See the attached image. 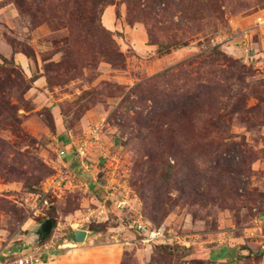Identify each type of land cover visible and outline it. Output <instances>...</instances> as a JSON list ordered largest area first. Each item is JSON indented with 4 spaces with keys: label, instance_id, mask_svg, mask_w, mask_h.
Listing matches in <instances>:
<instances>
[{
    "label": "rangeland",
    "instance_id": "374dc122",
    "mask_svg": "<svg viewBox=\"0 0 264 264\" xmlns=\"http://www.w3.org/2000/svg\"><path fill=\"white\" fill-rule=\"evenodd\" d=\"M59 168L73 187L45 194ZM136 213L174 240L142 243ZM22 251L264 264V0H0L1 260Z\"/></svg>",
    "mask_w": 264,
    "mask_h": 264
},
{
    "label": "built area",
    "instance_id": "2783aa9c",
    "mask_svg": "<svg viewBox=\"0 0 264 264\" xmlns=\"http://www.w3.org/2000/svg\"><path fill=\"white\" fill-rule=\"evenodd\" d=\"M101 126L93 128L87 134L86 139L76 147L75 158L71 161L70 167L73 163L78 162L81 168L86 170L90 169L88 157V145L92 144L94 140H97L100 136ZM66 150L60 151V156L66 155ZM68 169V168H67ZM55 174L51 175L44 181V185L42 186V191L45 194L56 193L57 191L63 192L66 190H70L73 187V179L72 176L68 175V171L63 168L55 169ZM45 203L48 204V201L45 200ZM117 207L120 209L129 210L130 203L128 200H117ZM103 212L106 211V206H102ZM131 210V209H130ZM130 228L136 230V232L140 235L141 241L144 244L151 245L152 243L165 244L168 240L172 241L174 238H171L170 231L166 225H161L159 227H150L144 220L143 215L141 213H136L131 221ZM179 242H182L181 239ZM185 244V242L183 241ZM3 255L0 256V264H49V262L42 258V254L39 251H22L20 254L5 257L4 260H1Z\"/></svg>",
    "mask_w": 264,
    "mask_h": 264
},
{
    "label": "water",
    "instance_id": "95a60500",
    "mask_svg": "<svg viewBox=\"0 0 264 264\" xmlns=\"http://www.w3.org/2000/svg\"><path fill=\"white\" fill-rule=\"evenodd\" d=\"M53 223L51 220H46L40 227L39 235L44 238L47 235H49L52 231ZM87 231L84 230H78L75 231L74 236L72 238L73 242L75 243H84L87 238ZM233 252V251H231ZM232 255V254H230Z\"/></svg>",
    "mask_w": 264,
    "mask_h": 264
},
{
    "label": "crops",
    "instance_id": "0c3cea01",
    "mask_svg": "<svg viewBox=\"0 0 264 264\" xmlns=\"http://www.w3.org/2000/svg\"><path fill=\"white\" fill-rule=\"evenodd\" d=\"M74 231H71V235H72V238H73V236H74V233H75V231H78V230H84V231H87V238H86V241L89 239V238H91L90 236H91V232H89V230H87V229H82V228H80V229H73ZM72 238H70V241L71 242H73V240H72ZM67 240V239H66ZM65 240V241H66ZM68 241V240H67ZM73 243H75V242H73ZM41 250V249H40ZM51 252H49V254H50ZM48 254V253H47Z\"/></svg>",
    "mask_w": 264,
    "mask_h": 264
},
{
    "label": "trees",
    "instance_id": "16d2710c",
    "mask_svg": "<svg viewBox=\"0 0 264 264\" xmlns=\"http://www.w3.org/2000/svg\"><path fill=\"white\" fill-rule=\"evenodd\" d=\"M54 226H55V224H54ZM159 226H161V225H154V227H159ZM53 255H54V253H52ZM52 254H49V255H52ZM9 257H11V256H9Z\"/></svg>",
    "mask_w": 264,
    "mask_h": 264
},
{
    "label": "bare ground",
    "instance_id": "6f19581e",
    "mask_svg": "<svg viewBox=\"0 0 264 264\" xmlns=\"http://www.w3.org/2000/svg\"><path fill=\"white\" fill-rule=\"evenodd\" d=\"M63 247V246H62ZM66 247H75V245H73V244H70L69 246H66ZM65 248V247H64Z\"/></svg>",
    "mask_w": 264,
    "mask_h": 264
}]
</instances>
